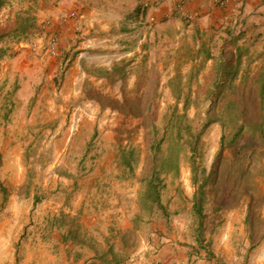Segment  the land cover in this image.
<instances>
[{"label": "rangeland", "instance_id": "obj_1", "mask_svg": "<svg viewBox=\"0 0 264 264\" xmlns=\"http://www.w3.org/2000/svg\"><path fill=\"white\" fill-rule=\"evenodd\" d=\"M0 1V264H101L139 212L121 264H264V33L198 48L177 0L165 26L149 14L162 0ZM51 34L57 56L39 47ZM152 142L165 209L141 199Z\"/></svg>", "mask_w": 264, "mask_h": 264}, {"label": "crops", "instance_id": "obj_2", "mask_svg": "<svg viewBox=\"0 0 264 264\" xmlns=\"http://www.w3.org/2000/svg\"><path fill=\"white\" fill-rule=\"evenodd\" d=\"M108 5L112 6V0H107ZM176 0H162L157 8L148 9L150 16H155L159 26H165L166 22L171 23L172 19H166V15L171 11ZM118 1L114 5H119ZM111 10V9H109ZM186 10L195 12L196 17L190 24L184 25L179 33H199L198 48L203 46L204 35L208 33H243L238 37L237 47L240 46L252 33H264V0H229L226 7L222 8L214 3L213 0H192L187 3ZM139 12V11H138ZM177 21L180 19L175 18ZM103 21H109L105 25ZM114 19H93L89 25L95 27L94 31L99 30L104 33L103 28L110 30L111 22ZM141 22V21H140ZM89 30H92L89 28ZM139 33V41L149 39V33H155V29L150 26H138L135 30ZM92 33V32H91ZM106 33H110L106 31ZM144 33V34H143ZM232 38V36H230ZM225 50V49H223Z\"/></svg>", "mask_w": 264, "mask_h": 264}, {"label": "trees", "instance_id": "obj_3", "mask_svg": "<svg viewBox=\"0 0 264 264\" xmlns=\"http://www.w3.org/2000/svg\"><path fill=\"white\" fill-rule=\"evenodd\" d=\"M1 1H0V7H1ZM243 33H237L236 35L232 36V41L236 42L238 40V37L241 36ZM239 48V46H238ZM223 54H229L228 52H222ZM236 59L240 60L241 58V53H237L236 51ZM213 53H211V57H213ZM220 69H217V73L219 72L220 75H223V72L226 70L225 66L223 65V63L221 64V66L219 67ZM236 71V70H235ZM264 89V83L262 85V90ZM212 105H214V102H212V104L210 105L209 109H207V112L210 111V108L212 107ZM216 119H208L202 126V131L213 121H215ZM264 136V133H263ZM161 142L155 143L152 142L150 144V148H151V153L152 155V160H153V166L152 169L150 171V173H148L146 176H144L141 179V183H142V187H143V192L141 194V199L143 200V202L147 203V204H151V206H158L162 209H165L163 202H162V192H161V188H162V179L160 177V173H158V166H157V162L159 159V153L162 149L161 147ZM194 183L197 184V178L195 177L194 179ZM1 189L4 190L3 185H0ZM198 189L195 193V201H194V208L196 211H198L199 213H203L204 210V205H205V183L204 184H200L198 185ZM4 200H6V197L4 196ZM144 216V213H138L136 214L135 218L133 219L135 225L131 226V227H127L125 230H122L120 232H114V230L111 228V234L112 237L114 238H118L120 235V239H121V244L120 246L117 247L116 243L114 242H109L110 238H107V249L103 250L101 253H97L99 254L98 256L101 259V264H121L123 263L126 259H128L130 256L129 252L127 251L128 248H133L136 246V238H137V228H136V222L138 220H141ZM79 230L74 229L72 227H68V229L66 230V232L62 235V239L65 242H70L73 241L75 243H81V244H87V239H85V237H82L79 235ZM120 233V234H119ZM133 236L134 237V241L132 243H130V237L129 236ZM92 241V239L90 240ZM82 253H79V251H77L75 253V258L78 259L81 256ZM96 259H93L92 261H87L85 260L84 263L82 264H97L95 262Z\"/></svg>", "mask_w": 264, "mask_h": 264}, {"label": "built area", "instance_id": "obj_4", "mask_svg": "<svg viewBox=\"0 0 264 264\" xmlns=\"http://www.w3.org/2000/svg\"><path fill=\"white\" fill-rule=\"evenodd\" d=\"M192 0H177L176 4H175V10H177L179 13H181L183 15L184 18H186L188 21H191L195 18V13L193 12H189L188 10H186V5L188 2H190ZM214 3L222 8L226 7L229 0H213ZM145 6H150V3H146ZM71 16L73 18H77L79 15L77 13V11H72L71 12ZM151 20L152 21H156L155 16H151ZM40 41H35L34 42V46H39ZM39 47H42V51L45 54H49L52 56H57L59 54V50H58V41L57 38L55 36V34H51L47 41L40 45Z\"/></svg>", "mask_w": 264, "mask_h": 264}]
</instances>
